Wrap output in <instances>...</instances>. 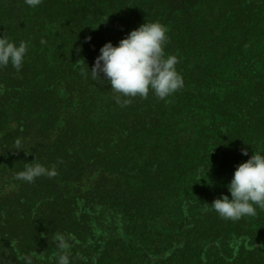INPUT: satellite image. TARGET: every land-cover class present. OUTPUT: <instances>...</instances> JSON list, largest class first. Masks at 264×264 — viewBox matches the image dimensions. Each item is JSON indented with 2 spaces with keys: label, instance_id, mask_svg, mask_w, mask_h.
I'll return each mask as SVG.
<instances>
[{
  "label": "trees",
  "instance_id": "16d2710c",
  "mask_svg": "<svg viewBox=\"0 0 264 264\" xmlns=\"http://www.w3.org/2000/svg\"><path fill=\"white\" fill-rule=\"evenodd\" d=\"M153 21L184 86L118 104L82 73ZM0 36L28 44L0 68V264H56L57 236L70 264H264V210L207 205L264 153V0H0Z\"/></svg>",
  "mask_w": 264,
  "mask_h": 264
},
{
  "label": "clouds",
  "instance_id": "9594fccd",
  "mask_svg": "<svg viewBox=\"0 0 264 264\" xmlns=\"http://www.w3.org/2000/svg\"><path fill=\"white\" fill-rule=\"evenodd\" d=\"M42 0H24L32 8ZM86 40H90L87 37ZM167 29L159 22H144L131 30L119 40L116 46L109 41L100 49L91 70L86 66L82 73L90 74L93 80L106 81L110 88L119 95L116 102L131 103V98H147L151 92L156 98L164 100L184 86L183 77L176 69L178 59L173 54H166ZM43 43V41H42ZM28 44H18L5 36H0V68L11 65L17 72L23 66ZM247 156V149H241ZM55 176V168H46L39 163H28L18 173L17 178L32 183L41 176ZM229 195L221 194L215 198L211 207L217 215L230 221H238L245 217H255L257 209L264 210V153L253 152L244 162L239 163L232 174L230 182L225 186ZM59 251L56 264H70L69 243L63 236L54 240Z\"/></svg>",
  "mask_w": 264,
  "mask_h": 264
}]
</instances>
